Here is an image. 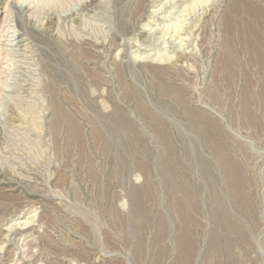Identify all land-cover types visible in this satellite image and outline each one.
<instances>
[{"label": "rangeland", "instance_id": "374dc122", "mask_svg": "<svg viewBox=\"0 0 264 264\" xmlns=\"http://www.w3.org/2000/svg\"><path fill=\"white\" fill-rule=\"evenodd\" d=\"M0 264H264V0H0Z\"/></svg>", "mask_w": 264, "mask_h": 264}, {"label": "bare ground", "instance_id": "6f19581e", "mask_svg": "<svg viewBox=\"0 0 264 264\" xmlns=\"http://www.w3.org/2000/svg\"><path fill=\"white\" fill-rule=\"evenodd\" d=\"M4 27L6 28V26H5V25L3 26V28H4ZM7 27H8V26H7ZM7 29H9V31L11 30V28H7ZM12 30H13V29H12ZM12 30H11V31H12ZM12 36H13V35H12ZM12 36H11V37H12ZM11 45H12V44H11Z\"/></svg>", "mask_w": 264, "mask_h": 264}]
</instances>
